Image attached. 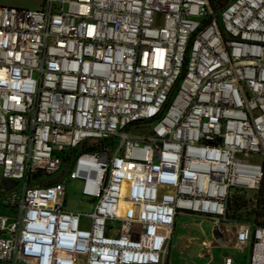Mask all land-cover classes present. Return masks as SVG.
<instances>
[{
  "label": "built area",
  "instance_id": "built-area-1",
  "mask_svg": "<svg viewBox=\"0 0 264 264\" xmlns=\"http://www.w3.org/2000/svg\"><path fill=\"white\" fill-rule=\"evenodd\" d=\"M0 169V263L165 264L190 215L264 264L227 217L264 180V0L0 6Z\"/></svg>",
  "mask_w": 264,
  "mask_h": 264
},
{
  "label": "rangeland",
  "instance_id": "rangeland-1",
  "mask_svg": "<svg viewBox=\"0 0 264 264\" xmlns=\"http://www.w3.org/2000/svg\"><path fill=\"white\" fill-rule=\"evenodd\" d=\"M44 0H0V6H12L27 10H38L43 6ZM253 159V162H258ZM1 174V169H0ZM61 173L53 176L62 178ZM66 180V208L79 209L87 211L84 206L79 205V194L77 182ZM89 211V210H88ZM10 210L0 205V215H10ZM182 239L190 244V249L183 250ZM211 241L215 244L212 248H205L203 242ZM218 244V245H216ZM207 250L211 251V258L207 260L205 254ZM169 260L166 264H226L227 259L231 260V264H249L251 257V248L247 247L243 251L239 248L230 246H222L217 242L214 234V226L209 221L199 216L182 215L177 218L175 232L172 236V243L169 250ZM202 256L192 257L191 263L187 257L189 254H198ZM5 264V263H0Z\"/></svg>",
  "mask_w": 264,
  "mask_h": 264
},
{
  "label": "trees",
  "instance_id": "trees-1",
  "mask_svg": "<svg viewBox=\"0 0 264 264\" xmlns=\"http://www.w3.org/2000/svg\"><path fill=\"white\" fill-rule=\"evenodd\" d=\"M229 0H210L211 8L219 12ZM254 199V200H253ZM227 217L230 221L248 222L264 227V180L256 193L234 190L229 202Z\"/></svg>",
  "mask_w": 264,
  "mask_h": 264
},
{
  "label": "crops",
  "instance_id": "crops-1",
  "mask_svg": "<svg viewBox=\"0 0 264 264\" xmlns=\"http://www.w3.org/2000/svg\"><path fill=\"white\" fill-rule=\"evenodd\" d=\"M175 228H176V225H175V227H174V229H173V232H172V234H171V237H170V240H169V243H168V255L166 256V258H165V264L168 262V261H170L169 260V255H170V253H169V250H170V247H171V243H172V236H173V234H174V232H175ZM183 246L181 247V249H183V250H186V249H190L191 247H190V244H188L186 241H185V239H182V243H181ZM215 244H213V246H214ZM216 245H218V244H216ZM230 246V245H229ZM230 247H232V246H230ZM235 248V247H234ZM194 256H197L198 258H201V254L200 253H198V254H189L188 255V257H187V259H188V261L191 263V261H192V257H194ZM205 257H207V260H208V258L210 259L211 258V251L210 250H207V253L205 254ZM206 264H208V263H206Z\"/></svg>",
  "mask_w": 264,
  "mask_h": 264
},
{
  "label": "water",
  "instance_id": "water-1",
  "mask_svg": "<svg viewBox=\"0 0 264 264\" xmlns=\"http://www.w3.org/2000/svg\"><path fill=\"white\" fill-rule=\"evenodd\" d=\"M5 183H6L7 187H12V186L17 184V183H13L12 181H9V180H6Z\"/></svg>",
  "mask_w": 264,
  "mask_h": 264
}]
</instances>
